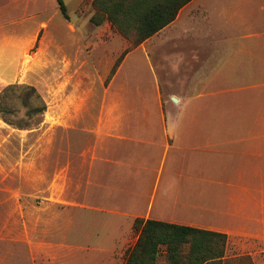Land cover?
I'll return each mask as SVG.
<instances>
[{"label":"crops","instance_id":"1","mask_svg":"<svg viewBox=\"0 0 264 264\" xmlns=\"http://www.w3.org/2000/svg\"><path fill=\"white\" fill-rule=\"evenodd\" d=\"M153 1L172 10L183 0ZM249 2L256 17L238 21L229 0H190L107 85L118 58L104 74L102 213L132 219L110 248L102 240L108 263H124L138 238L130 244L134 220L143 218L226 235L224 260L232 251L264 264V0ZM116 32L111 41L130 42ZM220 98L241 103L242 118L219 116ZM239 120L250 124L236 129ZM7 234L0 243L13 242Z\"/></svg>","mask_w":264,"mask_h":264},{"label":"rangeland","instance_id":"2","mask_svg":"<svg viewBox=\"0 0 264 264\" xmlns=\"http://www.w3.org/2000/svg\"><path fill=\"white\" fill-rule=\"evenodd\" d=\"M63 1L69 20L57 0H0V93L32 86L47 107L28 120L14 95L6 108L15 113L0 115V181L10 185L0 187V240L8 233L13 241L0 243V264H124L102 253V240L110 248L132 219L102 213L109 203H102L100 131L104 74L130 42L111 41L117 32L106 20L92 24L93 0ZM229 2L238 21L256 17L249 0ZM215 108L219 116H243L241 103L220 98ZM249 124L239 120L235 128ZM136 237L132 229L130 244ZM234 254L224 263H252ZM158 264H167L164 255Z\"/></svg>","mask_w":264,"mask_h":264},{"label":"trees","instance_id":"3","mask_svg":"<svg viewBox=\"0 0 264 264\" xmlns=\"http://www.w3.org/2000/svg\"><path fill=\"white\" fill-rule=\"evenodd\" d=\"M189 1L183 0L172 10H167L162 3L154 5L153 0L92 1L95 9L91 18L92 24L99 26L108 20L116 31L130 41V46L116 60L106 85L125 56L173 22L179 9ZM57 2L62 16L69 20L65 2L63 0ZM14 95L21 107L26 109L25 115L28 120L42 115L47 110L35 87L9 85L0 93L1 116L15 113V110L6 108L7 100ZM22 126H29V122ZM133 230L138 238L135 244L125 251L124 264H158L162 255L167 264H226L224 263L228 245L226 235L143 218L134 220Z\"/></svg>","mask_w":264,"mask_h":264},{"label":"water","instance_id":"4","mask_svg":"<svg viewBox=\"0 0 264 264\" xmlns=\"http://www.w3.org/2000/svg\"><path fill=\"white\" fill-rule=\"evenodd\" d=\"M176 102V99H173Z\"/></svg>","mask_w":264,"mask_h":264}]
</instances>
